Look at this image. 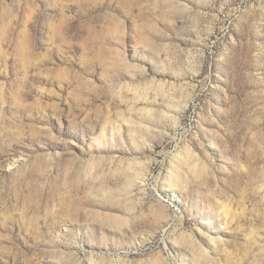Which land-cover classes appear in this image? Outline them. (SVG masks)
<instances>
[{"label": "rangeland", "instance_id": "rangeland-1", "mask_svg": "<svg viewBox=\"0 0 264 264\" xmlns=\"http://www.w3.org/2000/svg\"><path fill=\"white\" fill-rule=\"evenodd\" d=\"M0 264H264V0H0Z\"/></svg>", "mask_w": 264, "mask_h": 264}]
</instances>
